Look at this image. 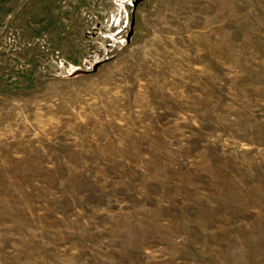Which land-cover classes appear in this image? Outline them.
<instances>
[{"label":"rangeland","instance_id":"1","mask_svg":"<svg viewBox=\"0 0 264 264\" xmlns=\"http://www.w3.org/2000/svg\"><path fill=\"white\" fill-rule=\"evenodd\" d=\"M0 264H264V0H0Z\"/></svg>","mask_w":264,"mask_h":264}]
</instances>
